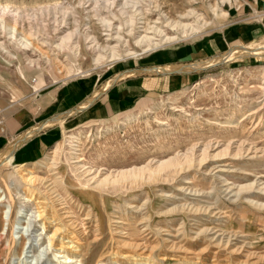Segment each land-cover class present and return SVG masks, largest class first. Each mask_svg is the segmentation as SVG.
I'll use <instances>...</instances> for the list:
<instances>
[{"label": "rangeland", "instance_id": "374dc122", "mask_svg": "<svg viewBox=\"0 0 264 264\" xmlns=\"http://www.w3.org/2000/svg\"><path fill=\"white\" fill-rule=\"evenodd\" d=\"M233 1L0 0L19 18L0 15V95L16 96L27 83L32 92L49 91L69 79L93 78L100 90L127 61L223 29ZM104 19L123 32L103 43L116 47L114 57L92 47L93 36L106 39ZM128 20L135 21L132 34ZM140 31L160 43H140ZM261 41L246 46L258 51ZM251 57L201 69L187 85L132 99L111 115L88 117L85 108L48 114L46 120L71 112L64 124L46 127L57 138L41 157L0 163V186L20 191L13 192V220L28 227L9 249L0 207V264L18 259L26 242L18 264H82L81 255L69 263L68 252L55 255L48 238L55 227L38 219L39 200L87 259L113 248L121 264H264V58ZM26 67L31 72L21 74ZM28 169L38 176L35 185L25 182ZM93 178L106 185L92 190ZM210 226L235 235L232 244L213 241ZM104 255L98 264H109Z\"/></svg>", "mask_w": 264, "mask_h": 264}, {"label": "crops", "instance_id": "0c3cea01", "mask_svg": "<svg viewBox=\"0 0 264 264\" xmlns=\"http://www.w3.org/2000/svg\"><path fill=\"white\" fill-rule=\"evenodd\" d=\"M229 14L230 20L218 32L202 35L185 45L136 57L132 65L127 61L119 71L120 75L114 76L116 80L109 82L112 77L100 90H95L93 78L69 79L54 85L49 91L40 87L32 92L27 83L16 96L0 95V153L14 147L9 157L12 164L33 163L57 138V132L46 130L54 124L49 123L50 120L62 117L65 123L71 112L84 108L88 117L93 114L111 115L117 107L129 104L132 99L182 87L191 81L192 75L200 73L170 72L161 68L216 57L233 46H246L264 37V0H234ZM156 68L159 70H153ZM24 70L31 72L26 67L20 69L21 74ZM91 106L93 109H89ZM68 110L71 112L46 120L48 114Z\"/></svg>", "mask_w": 264, "mask_h": 264}, {"label": "bare ground", "instance_id": "6f19581e", "mask_svg": "<svg viewBox=\"0 0 264 264\" xmlns=\"http://www.w3.org/2000/svg\"><path fill=\"white\" fill-rule=\"evenodd\" d=\"M0 15L2 16V18L3 17H9L14 22L18 18L17 17L18 16L17 11L15 12L9 5H2V4H0ZM103 21H104V25L106 23V30L108 29V32L106 34H104L106 36V39L105 40H102V42L99 43V40L98 39L100 37H97L96 38V36H93L91 38V40H92V47L94 49L100 51V52L102 50L109 51L110 54H111V56L114 57L116 55V47L115 46H110V45L103 44V43H105V41H109V39L112 38L113 35L115 34L113 32L114 31V27L109 22H106L105 19ZM128 21L130 23V30L128 31V33L129 34H132L135 31V24H134L135 21L134 20H128ZM173 23L174 24L181 25L182 22L175 21L174 20ZM12 29H13V27H12ZM115 31H117V32L114 35V37H116L118 39H121L123 37V35H122L123 32L120 33V32H118V30H115ZM142 33H143V35H142ZM139 34H141V36H140L141 38L139 39L140 40V43H143V44L147 45L148 47H152V46L157 45V44L160 43V41H158V42L154 41L153 37L148 36L145 32L140 31ZM89 35H91V34H89ZM171 38L172 37H169V36L168 37H165L164 41L165 40L166 41L171 40ZM261 42L262 43H260V42L258 43V46H261V49H259V47H258V51L256 49L249 48L248 46L235 47V48L230 49L228 52L223 53V54H221V55H219L217 57H213V58H209V59L201 60V61H196V62L189 63V64L172 65L170 67H163L161 69L164 70V71H170V72L171 71H174V70H176V71L177 70H186V71H192V70L194 71L195 70V71H199L201 69H206V68H209V67H213V66L219 65L221 63L227 62L229 60H234L236 58H246V57L254 56V57H257V58H260L261 59V58H264V52L262 53V51L264 50V42L263 41H261ZM153 70L156 71V70H159V69L156 68V69H153ZM130 73H132V72H130ZM62 120H63V118L61 117L58 120L57 119L50 120L49 123H55L56 121H62ZM135 120H136V118H135ZM62 123H63V121H62ZM34 132H35V130L33 131V133ZM17 143H19V142H17ZM17 143H16V145H17ZM14 146H15V144H14ZM13 149H14V147H13ZM13 149H11L10 151L9 150H6V151H3V152L0 153V163H3L5 161H11V159L9 157H10V153H11V151ZM37 177L34 175V172L31 169H28L27 170V173H26V176H24V179H25V182H28L31 185H35L36 182H37V180H38ZM121 177H123V176H121ZM90 180L92 182L91 184H93V183L95 184L94 186H91L92 187V190H99V189H101L103 187V185H106V181H98L97 179L94 180V178L93 179H90ZM107 184H109V183H107ZM82 188H83V191L82 192L89 195V192H90L89 191V188L90 187H88V188L87 187H82ZM229 188H227V189H229ZM14 191H16L17 194H19V192H20V191H18L17 186L15 184H13V185L7 184L6 185V188H2L0 186V207L4 206V208H3L4 209L3 214H4V219H5L4 229L11 231V241H10V244L8 245V246H10L9 249H11V250H14V248L16 247L15 242H17V243H18V241L20 242V240H22L24 236H27V233H28L27 232L28 231V227H27V225H24L25 224L24 220L21 221V223H20V224H22L21 227L16 226L17 221L13 220L12 212H13V209L15 208V201H16L15 198H14V195H13V192ZM239 192H240V189L236 192V195H238ZM169 199H171V198H169ZM101 201H103V200H101ZM5 202H7V204ZM37 202H39V204H41L40 207L43 208V210H41V211L39 210V213L37 214L38 219H42L43 227L44 228H48V229H49L50 226H53V225L55 227L53 233L50 234L48 238H49V245L51 247H54L55 248V251H56L55 255L57 254L56 255L57 257H60L58 255H62V253H64V252L65 253L68 252L69 254H67V256L65 257V260H66L65 263H69V262H72V261L74 262V260H71V258H76V257H79L80 255L82 256V259L80 260V263H82V264L83 263H85V264H98L97 263V259H98L99 262H101L102 260H104V258H102L103 255H104L103 254L104 253V250H101L100 253H96V254H93V255L92 254L89 255V258L87 259L86 256L88 255V251L87 252H83V251L80 252L79 251L81 247H79L78 245L75 244V241H74L75 239H74L73 235L68 236L69 239L68 240H65L64 235L62 234V227H61L62 224L59 226V223H58L59 221L57 222V220H58V214L56 215V214L50 212V210L48 211L46 209V205H45L46 203H45V201H40L39 200ZM135 207L137 209L138 206H135ZM105 208H106V206H104V209ZM182 208L188 210V212H190V211L193 210V208H187L185 206L182 207ZM105 210L107 211V209H105ZM195 210H197V208ZM206 215H211V217H214L216 219L219 217V216L216 217L218 215V212L213 213L211 210L209 211V209L206 211ZM109 224H111V223H109ZM111 230H112V228H111ZM204 230H206V229H204ZM207 231H208V234L211 235V238L213 239V241H216L217 243H219V245L221 243L225 247H227V246L229 247L232 244L231 237L232 236H235V235H229V236L227 235V236H225L224 235L225 233H222L219 229H217V227H214V228L211 227V226L210 227H207ZM70 234H73V233L71 232ZM225 237H227V238L225 239ZM0 238H1V236H0ZM28 240H30V238H28ZM26 245H27V242L23 245L22 254L20 253L21 255L19 256V258L21 260H23L26 257V254H25V250H27L26 249L27 248ZM29 247H34V244L31 243L29 245ZM70 248L73 249V250H69ZM87 248H88V246H87ZM23 254H25V255L23 256ZM104 256H106L108 258L107 261H108L109 264H114V263L115 264H118L119 263V260H118L119 258H117V255L113 251V248L112 249H109V251ZM18 259L17 258H12L10 260V263L9 264H18V261H17ZM119 264H121V263H119Z\"/></svg>", "mask_w": 264, "mask_h": 264}]
</instances>
